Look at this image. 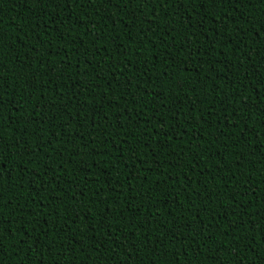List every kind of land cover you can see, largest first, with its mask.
<instances>
[{
  "label": "trees",
  "instance_id": "1",
  "mask_svg": "<svg viewBox=\"0 0 264 264\" xmlns=\"http://www.w3.org/2000/svg\"><path fill=\"white\" fill-rule=\"evenodd\" d=\"M41 4L0 2V264H264V0Z\"/></svg>",
  "mask_w": 264,
  "mask_h": 264
},
{
  "label": "snow or ice",
  "instance_id": "2",
  "mask_svg": "<svg viewBox=\"0 0 264 264\" xmlns=\"http://www.w3.org/2000/svg\"><path fill=\"white\" fill-rule=\"evenodd\" d=\"M0 2H2V0H0ZM164 2H165V0H160V3H164ZM209 2L211 3L212 0H209ZM44 4H47V0H42V4H41V6L43 7ZM35 6H36V4L34 3V4H33V7H35ZM238 7H239V4H237V8H238ZM153 15H155V12H153ZM150 27H151V24H150ZM2 43H3V41L0 40V44H2ZM168 43H169V44H173L174 41H168ZM184 59L187 60L188 57H185ZM0 63H2V61H0ZM29 67H31V65H29ZM36 84H39V80L36 81ZM2 86H3V82H0V87H2ZM179 86H180V87H183V84H181V85H179ZM105 91H107V89H105ZM2 107H3V105H2V103H0V108H2ZM35 114H36L37 116H41V114H40L39 112H36ZM20 115L22 116L23 113H21ZM30 115H31V114H30ZM80 115L83 117V116H84V112L81 111V112H80ZM103 119H107V116L105 115V116L103 117ZM43 120H44V117L41 116V122H43ZM117 120H119V117H117ZM145 131H150V130H149V129H146ZM241 131L243 132V129H241ZM164 135L166 136V133H165ZM81 138H82V137H81ZM167 139H171V137H167ZM17 140H19V138H17ZM48 143L50 144L51 141H48ZM16 146H17V147H20V148H24V147H25V145L20 144V143H17ZM85 147H87V145H85ZM93 147H95V145H93ZM76 151H79V148H77ZM3 152H4V147H3L2 145H0V154H3ZM97 154H99V153H97ZM73 155H75V153H74ZM149 171H151V167H149ZM44 179H47V173H45V177H44ZM70 179H71V177H70ZM164 179H165V180H169V179H171V177H170V176H165ZM57 183H59V181H57ZM189 184H191L190 181H189ZM39 187H43V185L41 184V185H39ZM202 187H203V186H202ZM129 190H130V189H129ZM113 191H114V189H113ZM65 193H66V190H65L64 186H63V185H60V186H59V191L56 192L55 196L53 197V200H57V201H58V198L61 197V196H64ZM81 195H83V192H81ZM71 200H72V202H75L76 197H75V196H72V197H71ZM9 202H11V200H9V201H4L3 203H0V211L3 210V204H10ZM49 203H52V201H49ZM260 215H261V216H264V212H262ZM5 219H7V218L5 217ZM46 223H48V222L46 221ZM161 223H163V222H161ZM171 226H172V225H171V222H169V227L171 228ZM92 231L95 232L96 230L93 228ZM3 234H4V229H3V227H0V236H2ZM45 235H47V230L45 231ZM101 245H103V244H102V243H97V244H96V251H97V252H99L100 249L102 248ZM29 247H30V246H29ZM14 251H15V249H14ZM57 251H59V249H57Z\"/></svg>",
  "mask_w": 264,
  "mask_h": 264
}]
</instances>
